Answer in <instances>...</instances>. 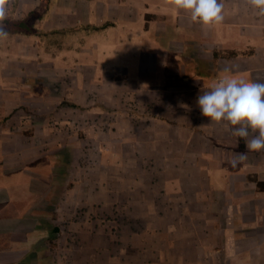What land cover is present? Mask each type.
I'll list each match as a JSON object with an SVG mask.
<instances>
[{"label": "crops", "instance_id": "0c3cea01", "mask_svg": "<svg viewBox=\"0 0 264 264\" xmlns=\"http://www.w3.org/2000/svg\"><path fill=\"white\" fill-rule=\"evenodd\" d=\"M46 2L14 0L8 18L23 20ZM220 2L224 22L205 29L165 0H48L46 12L33 24L37 34L7 32L4 40L36 42L40 56L49 59L54 54L57 60L85 61L89 71L94 62H104L99 83L111 74L108 62H120L124 79H112L123 85V102L107 99L86 108L75 100L23 105L7 121L31 129L18 135L24 147L3 160L5 170L19 168L27 175L31 168L28 189L35 198L18 216L0 215V264H264V244L241 251L229 244L234 232L227 220L216 229L220 232L175 229L182 206L222 204L224 188L253 187L264 202V192L253 182H264V152L248 150L243 139L203 116L198 105V97L225 74L264 83V16L247 0ZM105 23L111 25L91 29ZM55 36L62 40L56 49ZM214 52L223 56L214 59ZM74 71L72 98L85 90V74ZM96 74L88 72L89 86L95 85ZM42 89L49 91L45 85L36 93ZM75 112L84 118H72ZM240 153L246 159L233 167L229 160ZM207 166L219 172V189ZM108 172L121 176L113 182ZM123 173L161 174L157 178L163 179L147 184L137 177L123 186ZM173 173L179 176L170 177ZM185 173L206 175V182L192 184L193 195L187 193ZM203 191L210 196L200 200ZM6 201L10 195L0 189V205ZM237 204L232 199L231 209ZM133 205L143 206V212ZM111 214L120 222L115 232L106 226ZM257 215L263 217L255 213L254 220ZM155 219L165 224L151 229L147 223Z\"/></svg>", "mask_w": 264, "mask_h": 264}, {"label": "rangeland", "instance_id": "374dc122", "mask_svg": "<svg viewBox=\"0 0 264 264\" xmlns=\"http://www.w3.org/2000/svg\"><path fill=\"white\" fill-rule=\"evenodd\" d=\"M12 14L19 16V13L16 11ZM51 42L55 49L62 46V40L57 38V36H55ZM38 45V43L34 42L32 46H28L21 38L10 37L8 40L0 39V189L7 190L10 195V201H6L7 203H2L0 205V215L3 217L18 216L25 209L30 208L32 204L31 199L35 198L31 196L28 189L30 181L34 179L32 174L29 173L31 171L30 167H27V170H29L27 175L23 171L20 172L19 168L13 171L4 169L6 165L3 157H8L13 154L14 149H22L25 145V139L21 140L18 135L28 134L31 130L29 127H25L24 129L22 125L16 127L10 126L7 123L11 117L17 116L18 112L21 113L20 109L23 105L33 107L50 102L52 106H56L58 103L67 104L71 100H75L84 104L86 108L87 103L99 104L102 102L101 100L107 99L110 101L120 100L123 102V85H115L112 82V79L122 81L124 79L122 76L123 71L118 68L120 62H108L111 74L109 77L105 78L107 81L99 83L103 80L101 76L104 62H94L95 67L91 68L89 71L87 70L88 62L85 61L72 62L71 60H57L54 54V59L40 56L39 50L35 49ZM94 69L97 71L96 82L95 85H93L94 82H91L89 86L88 82L90 79L87 74ZM74 70H79L81 74H85V76L81 78L85 90L82 93L76 92L74 94L75 97L72 98L73 92L69 91V89L74 81ZM119 77L121 78L119 79ZM45 85L48 86L49 91L44 92V89H42V94L38 95L36 93L38 88H41V86L44 88ZM129 110V112H135L133 108ZM83 115L84 113L75 112L72 118L81 120L84 118ZM18 127H21L22 130L17 131L16 129ZM75 130L83 136L82 129L79 130L75 128ZM242 143L243 141H240V144ZM228 144H230V142H228ZM228 148L231 149V145ZM125 149L126 146H123V152H125ZM207 167L210 168L207 172L211 175L213 187L219 189L223 183L221 178L216 174L219 172H214L215 169H212L210 166ZM105 175L113 182L118 181L117 178L121 176L119 173L109 172L105 173ZM169 175L174 178L179 176V174L176 173ZM159 176H161V174L123 173V186H127V184L137 179V177L147 184L153 182L155 179L160 181L163 178L160 177L159 180L157 178ZM183 176L185 179L184 182H186L185 184L187 185V193L190 195H193L195 191L192 187L193 183L206 182L205 174L185 173ZM220 177H222L221 174ZM231 178V180H233L234 177ZM235 178L241 179V177ZM237 182L239 183L240 181ZM16 187L19 192H17ZM223 191L227 201H224L222 204L214 202L210 205V200L209 202L207 201L208 203H187L182 206V209H179V211H182L181 215L177 217L176 220V231L220 232V230L216 229L225 227L227 220L230 232H234V237L230 239L229 244L238 247L239 249L237 250H244L248 246H262V244H264V202L261 196H259L257 192H254L253 187H248L247 185L239 190H232L228 187L224 188ZM200 194V200H202V198H209L210 196V193L205 191ZM232 199L238 201L237 206H234L236 209H231L230 202ZM189 200H191V198H189ZM132 207L135 208L138 213L143 212V206L133 205ZM130 208L131 207L128 206V209ZM113 212H117V210L114 208ZM184 213L185 215H183ZM255 213L261 214L263 217L260 219L257 215L256 220H254ZM257 218L260 220L258 219L257 221ZM105 219L107 230L115 232L119 229L120 222L115 219L113 214ZM147 224L153 229L165 224V221L155 219ZM257 225H259L258 228H256ZM141 229L143 230V227H141ZM234 255H242V253L236 252Z\"/></svg>", "mask_w": 264, "mask_h": 264}, {"label": "clouds", "instance_id": "9594fccd", "mask_svg": "<svg viewBox=\"0 0 264 264\" xmlns=\"http://www.w3.org/2000/svg\"><path fill=\"white\" fill-rule=\"evenodd\" d=\"M12 3L13 0H0V39L8 35L4 22ZM165 3L175 11L189 13L191 21L205 29H214L225 19L220 0H165ZM247 3L257 15L264 16V0H247ZM198 105L203 116L243 139L248 150L264 152V83L225 74L198 97ZM250 133L253 135L249 140ZM246 155L240 153L238 159L229 163L236 167Z\"/></svg>", "mask_w": 264, "mask_h": 264}, {"label": "trees", "instance_id": "16d2710c", "mask_svg": "<svg viewBox=\"0 0 264 264\" xmlns=\"http://www.w3.org/2000/svg\"><path fill=\"white\" fill-rule=\"evenodd\" d=\"M47 2L43 5H39L35 10L30 12L27 17L23 20H14L12 18H7V20L4 22V27L7 32L11 33H19V34H26V35H31V34H37L38 31L33 28V24L37 19H40L41 16L46 12L47 10ZM111 24L110 23H105L101 27H93L91 29L93 30H99V29H104L109 27ZM222 54L218 52H214L213 58L217 59L219 56ZM223 56V55H222ZM71 107H76L75 105H71ZM241 150L243 149L242 147L240 148ZM256 184V189L258 192H264V182L262 181H257L253 180Z\"/></svg>", "mask_w": 264, "mask_h": 264}]
</instances>
